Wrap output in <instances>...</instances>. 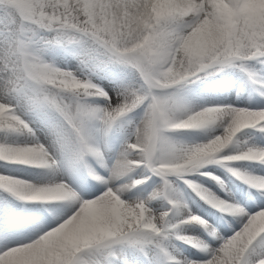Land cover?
Segmentation results:
<instances>
[{
	"label": "snow or ice",
	"instance_id": "snow-or-ice-1",
	"mask_svg": "<svg viewBox=\"0 0 264 264\" xmlns=\"http://www.w3.org/2000/svg\"><path fill=\"white\" fill-rule=\"evenodd\" d=\"M0 264H264V0H0Z\"/></svg>",
	"mask_w": 264,
	"mask_h": 264
}]
</instances>
